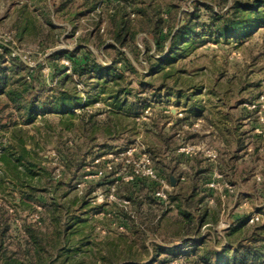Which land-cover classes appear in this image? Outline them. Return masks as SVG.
<instances>
[{
    "label": "rangeland",
    "instance_id": "374dc122",
    "mask_svg": "<svg viewBox=\"0 0 264 264\" xmlns=\"http://www.w3.org/2000/svg\"><path fill=\"white\" fill-rule=\"evenodd\" d=\"M132 1L0 0V53L13 47L40 68L47 86L39 101L56 88V66L73 73L68 57L49 56L83 47L104 65L129 58L143 74L126 73L129 103H148L110 121L108 92L93 101L87 83L95 80L75 76L79 104L28 121L0 95V264L5 257L38 264L28 225L43 240L46 264H241L235 249L264 223L250 221L264 216V23L228 37L203 6L226 11L253 0H137L145 12ZM156 14L164 34L197 14L195 32L165 62L170 41L157 51ZM115 18L136 31L132 42L116 41ZM90 114L99 124L94 140ZM110 122L118 126L111 136L104 129ZM6 148L24 153L17 173L1 161ZM148 157L156 177L145 174ZM188 201H195L190 211L199 225L190 235L182 233ZM249 259L244 264H264V251Z\"/></svg>",
    "mask_w": 264,
    "mask_h": 264
},
{
    "label": "trees",
    "instance_id": "16d2710c",
    "mask_svg": "<svg viewBox=\"0 0 264 264\" xmlns=\"http://www.w3.org/2000/svg\"><path fill=\"white\" fill-rule=\"evenodd\" d=\"M138 2L139 1L137 0L132 1L134 6L137 4L134 9L139 12H145L146 8L144 9L143 7H140ZM65 6H67V2L62 3L57 11H61ZM203 6L209 8L213 22L224 23L225 27L219 26L217 29L228 37L244 36L250 33L253 27L258 23L260 26L264 23V0H253L252 3L234 1L233 5L226 11H222V9L219 11L214 7L208 6L206 3H204ZM196 15L197 14H190L189 19H185L184 21H182V19L180 21V25L177 26L176 30L171 26L170 31L165 34L162 32L164 27L162 17L159 14H156L157 17H155V19H150L154 22L153 31L157 51L164 52L165 44L167 41H170L168 55L166 54L164 58L160 59L161 62L174 59H168L170 56L169 54L181 49V47L188 42L191 34L195 32V29L198 26L196 23H193V20L196 19ZM253 15L256 16L255 20L257 21L252 20ZM116 18V41L121 45L132 42L136 38V31H131V28H129L130 25H128V22L123 18L120 20H117ZM82 50L85 51L81 53ZM133 50H139L136 44L133 45ZM119 53L122 55L124 54L122 52ZM9 54L10 48L8 47H5L4 53H0V95L6 96L8 102L12 103L17 110H24L28 116V121H31L38 113L54 112L57 109L70 111L76 103L79 104L80 97L76 90V86L74 85L75 76H79L84 80H95L92 81L93 83H87V85L90 86L89 98L93 99V101H97L102 93L108 92V96L112 101L111 111H109L110 121L113 120L111 119V116H131L132 114L139 113L148 105V103L145 104L140 101H136L132 104L129 103L128 98L133 93V89L129 87V82L124 85V81L128 78L126 74L127 71L135 72L137 76H143L129 58L118 57L114 59L111 65H104L98 61L92 51L83 47H77L72 51H56L49 56V59H60L63 56L68 57L72 61L73 73H67L65 70L66 66H56L52 73L53 77H57L56 88L52 89V95H47L46 100L41 102L39 101L40 97L38 95L41 91H45L47 85L43 82L44 80L40 75V68L37 66H29L16 56H10L9 59H6V55ZM119 62H124V66L119 67ZM155 70L156 68L151 69L149 74L156 72ZM69 85L71 86L70 88ZM34 92H36V95L31 97ZM91 92H93L92 95ZM8 102L4 105L5 107L8 106ZM87 104H89V101ZM95 115L96 114L89 115L90 123H88V125L92 132L90 140L96 139V127L98 123L94 120ZM8 124L9 123H5L2 125L8 126ZM117 128L118 126L112 124V122L104 127L106 134L110 136L116 134ZM22 146L23 152H27L28 149L23 144ZM23 154L18 155L17 151L14 149L6 148L1 155V161L9 170L17 173L18 166L22 161L21 156H23ZM26 166L27 169L31 170V164L26 163ZM26 195L28 198L32 197L31 193ZM194 202L191 203L188 201L187 209H182V213L185 217L182 226V233L186 235L199 232V225L195 224L194 215L192 211H190L192 208L196 209ZM178 206L181 207L182 205ZM241 223L244 227L248 225L247 222H244V219L241 220ZM252 229L254 231L252 241L246 245H240L239 248L235 249V254L237 256L236 260L241 264L247 263L250 260L249 258L256 257L264 251V223L253 225ZM26 230L38 247V264H46L42 252L44 250L43 240L38 235V231L32 225L26 226ZM128 261L131 262H126L127 264H139L135 263L133 258ZM153 261L156 260L154 259ZM3 264L28 263L27 261L17 260L12 257H5Z\"/></svg>",
    "mask_w": 264,
    "mask_h": 264
},
{
    "label": "built area",
    "instance_id": "2783aa9c",
    "mask_svg": "<svg viewBox=\"0 0 264 264\" xmlns=\"http://www.w3.org/2000/svg\"><path fill=\"white\" fill-rule=\"evenodd\" d=\"M10 48V54L7 55V58H9L10 56H13V57H19L23 62H25L26 64H28L29 66H33L32 63H29L25 58H23L21 56V54L19 52H17V50L13 47H9ZM129 152H132V149L129 150ZM96 161H99V159L97 158ZM147 163H148V168H147V171L145 172L146 175H149L150 177H156L157 174H156V170L154 167H152L151 165V159L148 157L147 159ZM0 172H2V169H0ZM169 187V185L167 183H164V185L162 186V188L160 190H158L156 192V195L161 197V198H164L167 196V192H166V189ZM264 219V216L263 215H254L252 218H251V222L252 223H257V222H260Z\"/></svg>",
    "mask_w": 264,
    "mask_h": 264
},
{
    "label": "water",
    "instance_id": "95a60500",
    "mask_svg": "<svg viewBox=\"0 0 264 264\" xmlns=\"http://www.w3.org/2000/svg\"><path fill=\"white\" fill-rule=\"evenodd\" d=\"M170 180H171V184H172L173 186H175V185H176V178H175L174 176H171V177H170Z\"/></svg>",
    "mask_w": 264,
    "mask_h": 264
},
{
    "label": "crops",
    "instance_id": "0c3cea01",
    "mask_svg": "<svg viewBox=\"0 0 264 264\" xmlns=\"http://www.w3.org/2000/svg\"><path fill=\"white\" fill-rule=\"evenodd\" d=\"M212 129H213V133H214V134H215V133H218V129L216 130L215 127H212ZM208 131H211V129H208Z\"/></svg>",
    "mask_w": 264,
    "mask_h": 264
}]
</instances>
